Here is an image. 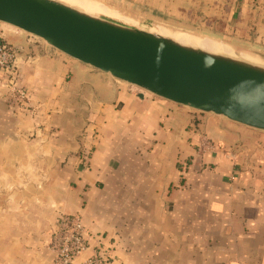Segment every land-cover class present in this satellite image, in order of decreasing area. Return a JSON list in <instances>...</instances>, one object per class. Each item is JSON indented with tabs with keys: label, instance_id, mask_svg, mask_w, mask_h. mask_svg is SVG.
<instances>
[{
	"label": "crops",
	"instance_id": "1",
	"mask_svg": "<svg viewBox=\"0 0 264 264\" xmlns=\"http://www.w3.org/2000/svg\"><path fill=\"white\" fill-rule=\"evenodd\" d=\"M136 1L195 10L264 54V0ZM3 32L17 55L0 77V264H53L60 212L90 236L76 263L103 245L114 264H264L263 130L130 90L50 46L31 55ZM202 134L214 147L198 153Z\"/></svg>",
	"mask_w": 264,
	"mask_h": 264
},
{
	"label": "water",
	"instance_id": "2",
	"mask_svg": "<svg viewBox=\"0 0 264 264\" xmlns=\"http://www.w3.org/2000/svg\"><path fill=\"white\" fill-rule=\"evenodd\" d=\"M0 22L154 96L264 131V65L59 0H0Z\"/></svg>",
	"mask_w": 264,
	"mask_h": 264
},
{
	"label": "built area",
	"instance_id": "3",
	"mask_svg": "<svg viewBox=\"0 0 264 264\" xmlns=\"http://www.w3.org/2000/svg\"><path fill=\"white\" fill-rule=\"evenodd\" d=\"M16 48L4 40L0 34V77L14 70L16 66ZM9 94L19 108L26 105V89L20 84H9ZM214 146L205 134L200 136L198 153ZM87 228L78 214L60 212L54 221L50 234L49 248L54 253L53 264H114L110 251L103 245L91 247L90 255L80 262L75 260L89 248Z\"/></svg>",
	"mask_w": 264,
	"mask_h": 264
},
{
	"label": "rangeland",
	"instance_id": "4",
	"mask_svg": "<svg viewBox=\"0 0 264 264\" xmlns=\"http://www.w3.org/2000/svg\"><path fill=\"white\" fill-rule=\"evenodd\" d=\"M98 3H102L104 6L115 10L116 12L120 13L122 16L130 19H132V23L136 26H143L145 29L152 28V33H158L159 30H165L166 31H177V32H184L188 33L193 37H206L210 39H214L218 42H223L227 45H230L232 50L239 54V53H248L249 51H244L241 49H237L233 46V44L230 42V33L221 32L218 31L217 28H213L210 23H206V20L201 16H195V10H184L183 12H179L178 15H172L170 9H156L149 7L148 5L138 2L136 0H93ZM134 20V21H133ZM208 22V21H207ZM141 25H140V24ZM141 26V27H142ZM160 28H158V27ZM162 26V27H161ZM12 29L16 30L20 34H22V39L25 41H28L29 48L31 50V55L34 54L33 50H38L40 48V45H45L49 47L43 39L31 35L27 32H24L12 25H9L4 22H0V34L4 38L5 41L10 43L7 40V37L5 36L3 30ZM154 28V29H153ZM162 28V29H161ZM164 30V31H165ZM220 40V41H219ZM11 44V43H10ZM232 44V46H231ZM12 45V44H11ZM50 48H53L50 46ZM53 50H56L55 48ZM57 52H60L56 50ZM33 53V54H32ZM61 53V52H60ZM251 53V52H249ZM254 53V52H252ZM256 54V53H255ZM259 57V56H258ZM262 63H264V60H262ZM118 82H120L125 88H128L130 90H136L145 92L146 94L152 95L151 93L144 91L136 86L130 85L126 83L125 81L116 79ZM200 114H208V113H201L200 111H195ZM212 116V115H210Z\"/></svg>",
	"mask_w": 264,
	"mask_h": 264
},
{
	"label": "bare ground",
	"instance_id": "5",
	"mask_svg": "<svg viewBox=\"0 0 264 264\" xmlns=\"http://www.w3.org/2000/svg\"><path fill=\"white\" fill-rule=\"evenodd\" d=\"M59 1H62L68 5L74 6L78 9L86 11L88 13L103 16V17H106L110 20L125 24L127 26L136 27V28H139L142 30H147L149 32H152V28L145 29V28H143V26L140 23L139 24L142 27L134 25L132 23L131 17H130V19H128L129 17L126 18V17L122 16L120 13L116 12L115 10L104 6L101 2L98 3V2H95L93 0H59ZM164 30H165V28H164ZM164 30H159L158 33L160 35L170 37V38H172L178 42H181V43L190 44L193 46H198L200 48H203V49H206L209 51H213V52H219V53L225 54L227 56H230V57L236 58V59H240V57L245 58L254 64L264 65V63H262V60H264V54H262V55L258 54V53L255 54L252 52L251 53H249V52L248 53H246V52L242 53L241 52V53L237 54L232 50L230 45H227V44L223 43L222 41L221 42L215 41L213 38L212 39L206 38V37L196 38V37L191 36L188 33L171 31V30L170 31H166V30L164 31ZM231 46H232V44H231ZM257 49H258V47H257Z\"/></svg>",
	"mask_w": 264,
	"mask_h": 264
}]
</instances>
